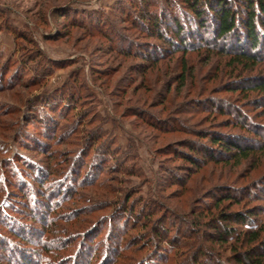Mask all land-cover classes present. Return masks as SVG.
I'll list each match as a JSON object with an SVG mask.
<instances>
[{"label":"rangeland","instance_id":"1","mask_svg":"<svg viewBox=\"0 0 264 264\" xmlns=\"http://www.w3.org/2000/svg\"><path fill=\"white\" fill-rule=\"evenodd\" d=\"M137 1L0 0V264L190 262V254L180 252L185 249L173 246L172 239L162 245L158 242L151 231L154 222L146 226L149 221L143 220V213L149 210L147 204L156 208L152 200L165 203L157 207L152 219L157 218L156 224L164 220L168 227L176 221L183 230L194 222L199 212L194 211L196 205L211 201L204 197L207 191H198L209 182L249 190L258 183L264 186V155L256 166L252 159L240 164L209 162L195 170L169 151L168 143L193 138V130L218 128L230 118L193 110L183 113L176 104L186 94L196 93L197 97L199 91L211 99L237 98L247 105L243 111L251 117L260 106L255 105L257 100L243 101L239 91L222 86L231 78L229 67L221 72L217 63L226 65L228 57L222 61L210 57L206 48L187 53L196 72L183 87L174 81L181 68V52L147 66L145 59L121 51L136 49L135 42L146 40L140 34L137 39V32L130 29L127 12ZM169 85L175 104L171 118L176 117L177 124L189 130L164 131L143 117L145 110L166 116L171 100L162 95ZM74 92L81 97L78 103ZM43 100L50 105L38 111ZM80 113L85 123L92 120L84 128L99 126L104 131L96 143L88 144L82 133L70 132L68 126L78 123ZM37 116L45 123L28 126ZM220 128L244 132L233 126ZM37 138L33 148L25 147L27 141L34 144ZM22 154L30 162L39 161L44 171L40 177L43 182L48 178L47 186L23 175L27 167L18 165L19 170L14 166L13 157ZM82 161L86 166L74 182ZM173 169L180 181L168 184L163 178ZM252 189L257 196L264 191ZM242 198L252 210L254 227H260L264 198ZM204 234L199 235L201 243L218 248L215 239ZM171 236H178L175 229ZM234 242L230 239L219 249L224 264L236 263L230 257Z\"/></svg>","mask_w":264,"mask_h":264},{"label":"trees","instance_id":"2","mask_svg":"<svg viewBox=\"0 0 264 264\" xmlns=\"http://www.w3.org/2000/svg\"><path fill=\"white\" fill-rule=\"evenodd\" d=\"M60 7L63 5L56 8ZM130 7V11L127 12L128 15H131L129 18L130 29L134 30L133 33L137 32V39L143 35L146 40L141 44L135 42L138 46L136 49L128 48L130 51H127L120 48L121 51L130 52L145 59L143 61L148 63L147 66L165 60L169 54L181 52L183 54L181 68L174 81L183 87L187 84L186 81L189 77L194 78L193 74L196 72L195 68L189 65L188 57L190 56H187V53L206 48L210 52V57L216 56L221 61L223 57H228L226 65L217 63L221 72L224 67H229L227 73L231 78L222 86L229 91H239L243 101L257 100L255 105L260 106V111L254 113L252 118L243 111L247 105L241 103L237 98L236 100L230 98L226 100L211 99L202 96L199 91L197 97L196 93L193 96L186 94L176 104L181 106L183 113L193 110L209 112L215 117L227 115L230 118L226 119V122L221 124L222 126L218 125V128L210 126L193 130L195 135L193 138H182L178 139V143H168L169 151L174 152L177 157L187 160L195 170L209 162L219 164L235 161L240 164L252 159H254L252 165L256 166L264 155V0H155V2L153 0H138L132 2ZM140 45H144V51ZM1 78H3V74L0 73ZM165 89L162 97L164 100L165 98L171 100L169 103L171 107L167 106L166 116H155L145 110L146 113L142 112L143 117L147 122L164 131H169L170 128L175 131L189 130L183 125L177 124L179 120L176 117L171 118L170 114L175 105L174 97L169 96L172 85L166 86ZM69 93L71 94V92ZM73 96L77 103L81 100L78 93L74 92ZM41 105L43 107L37 109L38 111L45 109L50 103L43 100ZM257 116L262 118L258 119ZM89 119L85 123V117H81L80 113L78 123L74 122L72 126L68 127L70 132L78 135L82 133L81 137L85 138L88 144H93L104 135V131L99 126L93 130L84 128L92 123V120ZM33 120L34 123L27 125H41L43 118L37 116ZM174 123L179 126L171 127L174 126ZM226 126H233L244 132L220 128ZM37 142L38 138L34 144L27 141L25 147L31 148ZM22 155L25 157H13L14 166L19 170L20 166L27 167V169L23 168V171L27 173L23 175L38 182L41 186H45L48 183V178H45L46 182L42 181L40 176L44 175V171L39 168V161L30 162L25 159L26 154ZM54 156L51 157V160L54 159ZM6 162L8 163L7 159L4 164ZM85 166V162L82 161L76 168L74 177L77 179H74V182L81 176ZM167 171L168 174L163 178L164 182L175 184L180 181L176 170ZM210 183L200 187L198 191L202 192V189L203 192L207 191V195L204 197L211 198V201L196 205L194 211L199 210V212L195 213L194 222L184 227L183 230L182 227L176 225V221L171 227L165 226L164 220H160L158 224L155 223L157 218L153 220L152 217L157 213V207H163L165 204H162V201L159 202L160 200H156V202L152 200V203H156V208H149L148 204L145 207V209H149L148 212L143 213V220L149 221L146 226L151 221L154 222L151 231L156 235L161 245L172 239L173 246L177 247L178 245V248L185 249L180 252L190 254L192 261L185 263L184 260L182 264H224L223 255L219 249L228 244L230 239L235 241L232 244V254H230V257L235 260V264H264V223L260 227H257V224L256 228L254 227L255 221L251 220L252 210H248L250 208H247L242 198L244 196H249L251 199L264 198V191L257 196L258 193L252 189L258 188L260 191L261 188L264 189V186L258 183L251 188L253 190L251 191L243 186H233L232 184L218 186V184L210 185ZM209 189L211 190L209 191ZM40 191L43 193L42 189ZM53 191L54 189H51L49 194H52ZM189 191H192L190 187ZM160 195L162 196V193ZM224 202L227 203L222 204ZM235 204H241L242 208L234 209L233 205ZM202 224L212 228L213 232L204 230ZM239 227H245V229L240 231ZM173 229L178 234L174 238L171 236ZM203 233L208 239H215L214 244H218V248H215L213 244L208 248L207 245L201 243L199 235ZM203 257H205L204 260L201 259Z\"/></svg>","mask_w":264,"mask_h":264}]
</instances>
